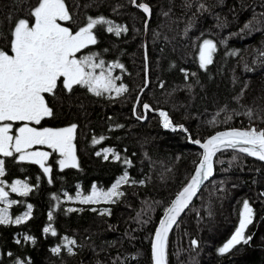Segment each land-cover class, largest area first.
<instances>
[{"label":"trees","instance_id":"trees-1","mask_svg":"<svg viewBox=\"0 0 264 264\" xmlns=\"http://www.w3.org/2000/svg\"><path fill=\"white\" fill-rule=\"evenodd\" d=\"M102 1L95 7L83 6L82 15L103 17L111 26L127 29L116 35L106 30V24L107 28L95 27V45L112 64L123 65L118 71L126 70L127 83L133 71L129 55L138 39L144 50L143 30L142 35L132 32L130 15L142 21L140 29L145 15L130 0ZM146 1L152 7L147 51L155 71L141 102L132 107L137 93L131 92L126 111L119 107L108 111L103 100L85 125H90L93 136L86 134L81 144L87 147L92 142L95 152L91 148L79 152L75 167L45 173L30 161L6 159L2 181L25 182L28 190L26 195L24 189L9 190L14 203L8 205L10 221L0 224V264H151L157 222L201 157L193 141L226 126L264 129V0H158L170 18L164 30L158 27L162 17L155 11V1ZM205 40H211L215 49L212 62L201 67ZM142 62L141 87L145 56ZM77 94L87 108L102 101L89 93ZM145 100L153 110H165L173 127L164 128L160 115L148 109L145 119L139 118ZM111 101L119 104L121 99ZM103 146L106 153L100 150ZM125 173L127 183L118 189L123 195L112 201L82 202L94 187L111 188ZM245 201L252 218L244 240L222 254L219 249L233 236ZM192 204L167 237V264H264L263 162L232 149L218 151L213 174ZM29 205L28 217L14 223L29 213ZM206 238L211 243L202 249Z\"/></svg>","mask_w":264,"mask_h":264},{"label":"snow or ice","instance_id":"snow-or-ice-1","mask_svg":"<svg viewBox=\"0 0 264 264\" xmlns=\"http://www.w3.org/2000/svg\"><path fill=\"white\" fill-rule=\"evenodd\" d=\"M133 2L135 3V0ZM137 6L145 13H150L148 4L141 3ZM30 15L34 18V22L30 23L29 19L22 18L14 26L10 42L11 54L0 48V153L4 156L13 155V151L19 153L20 160L30 159L39 164L45 173H49L51 169L45 167L44 162L50 153L28 151V149L33 145H47L60 152L63 157L59 161L61 168L75 167L76 157L72 141L76 125L53 129L32 127L30 124L34 122L39 125L42 120L53 115V109L49 107L46 95L55 94L61 79L63 87L68 91H71L74 85H81L97 96L113 90L117 95L126 92L125 85L117 86L115 83L120 77H113L111 74L113 68L122 69V64L115 63L106 69L104 60L100 59L97 62L98 54L93 53L77 58V53L97 43L93 30L98 25H110L107 31H115L116 35H120L121 31H127V29L120 26L113 27L112 22L103 17L95 19L89 17L85 26L73 32L60 23L72 19L65 0H38ZM214 49L215 45L211 40L204 41L200 49L201 67L212 62ZM97 69H100L98 74ZM143 107L150 108L148 104H144ZM159 115L163 118L164 128L173 127L167 112L160 111ZM249 115H251L250 112ZM17 121L22 122V126L16 129L17 134L13 136L10 134L13 124L8 122ZM178 127L183 128V125ZM193 142L204 149L203 156L190 182L176 195L160 221L152 246L154 264H166L165 248L168 232L176 223L180 213L188 207L203 180L212 174V157L216 152L221 148L239 147L240 151L264 161V129L233 128L217 132L202 144L199 140ZM105 158L107 159V156ZM116 158L119 159L118 156ZM3 174V161L0 160V176ZM122 182L127 183L126 173L106 192L97 191L94 187L90 195L83 197L82 202H98L101 199L112 201L113 197L123 195L118 191ZM11 187L13 192L23 188L25 191L22 194H27L28 186L21 181H16ZM7 195L4 188L0 187V200H4ZM28 208L29 213H26L24 217H17L13 222L21 223L23 219H26L30 214L31 205ZM104 212L110 214L108 209ZM240 216L239 227L219 249L220 253L228 252L234 245L244 240V230L251 223L252 218V208L247 201L243 204ZM10 219L6 209L0 211V224L8 223ZM49 230L50 228L44 229L45 232ZM52 234H56L54 229ZM68 243L75 244V241L69 240ZM193 243L196 242L193 241ZM59 250V248L53 249L54 252ZM69 251H71L70 248Z\"/></svg>","mask_w":264,"mask_h":264},{"label":"flooded vegetation","instance_id":"flooded-vegetation-1","mask_svg":"<svg viewBox=\"0 0 264 264\" xmlns=\"http://www.w3.org/2000/svg\"><path fill=\"white\" fill-rule=\"evenodd\" d=\"M71 1L73 2V0H71ZM136 1L139 2L141 0H136ZM137 2H136V5H134L133 0H132L131 5L140 10V8L137 6ZM24 3L22 4L20 11L17 12L18 14L17 13L14 14L13 13L14 10L12 11L13 8L11 9L12 17L10 18L11 15L9 16V18H8L9 23L7 24V26L2 27V25H0V27H1L0 34H4L7 37L4 45L1 46V44H0V48H3L4 50L9 51V53H10V42L12 39V31L14 29L16 22L22 18L29 19L30 23L34 22V18L31 17L30 13H31V10L37 5L38 0H29L25 4ZM65 3H66V6L68 5L67 7L69 9L70 15L72 16V19L70 21H64V22H60V23H62L66 27H69L73 32H75L80 27L85 26L87 24L89 17H84L82 15L83 7L78 8L76 10L74 7V4H73V7L69 5V0L68 1L65 0ZM13 4L15 5L16 2ZM15 8H16V6H15ZM79 11H81L80 15H78ZM91 18L95 19V17H91ZM106 26L109 27L110 25L106 24ZM93 31H94V34L96 36L95 28ZM97 47H99V46H97L95 44L89 45L87 48L82 49L79 53H77V58H79L81 56L96 53V54H98L97 62L100 59L104 60L105 61V68L107 69L109 65H112V62L108 59L106 52L102 49L97 48ZM124 56H126V54ZM141 61H142V57L140 58V62ZM141 67H142V63H141ZM99 71H100V69L96 70L97 74L99 73ZM111 74L113 77H117V76L120 77V79L116 80V82H115L117 86H119L120 84H123L126 86V78H125L126 70H123V72H121V71H118V68H113ZM79 92L80 93H89V94H91L92 97L97 96L93 92H90L85 86H81V85H74L72 90L68 91L63 87V82L61 79V81L58 82V86H57V89L55 90V94L54 95H52V94L46 95V100L48 102V105H49V107H51L53 109V115L51 117H48V118H45L44 120H42L39 125L35 124L34 122L30 124V126H32V127L53 128V129L65 128V127L71 126L72 124H75L76 129L74 131V138L72 141V143L74 145V152H75V157H76L75 163H77V158H78L79 152H81V153L86 152L87 153V150H89V148L92 149V153L95 152L94 151V145L92 142H89V146H87V147H85V146L82 147L81 144L86 139L85 138L86 134H88L90 137L93 136L92 128L89 127L90 125H88V127L85 125H87V123L90 124L91 121L94 119V117L97 114L96 109L102 108L103 100H106L104 102H107L104 104L105 110L112 111L113 109L116 110L118 107L124 111H126V109H127V102L125 100L126 99V92H124L120 95H117V93L114 90L104 92L102 95L97 96L102 101L100 103H98V105L96 104V107L93 104H89L88 108L85 105V103H82V104L79 103V96L77 94ZM83 95H85V94H83ZM114 98H120L121 99L120 103L118 104L115 102L112 105L111 99H114ZM134 102H135V100L133 101L132 107H134ZM105 112H107V111H105ZM8 123L13 124V128H12V131L10 134L15 136L17 134L16 129H18L19 127L22 126V122L17 121V122H8ZM100 150L103 153H106L107 149L105 146H103V147H101ZM28 151H44V152L50 153L47 160H45V162H44V166L50 168L51 171L54 170L55 168H61L59 161L63 157L61 156L59 151L53 150V149L49 148L47 145H33L30 149H28ZM8 157H11L15 160H20V158H19L20 154L15 153L14 151H13V155H11V156H4L2 153H0V160L3 161L4 170H6L5 168L7 167L6 159ZM25 161H30L32 163H35L30 159H25ZM35 164H37V163H35ZM37 165L39 167H41L39 164H37ZM42 170H43V168H42Z\"/></svg>","mask_w":264,"mask_h":264},{"label":"rangeland","instance_id":"rangeland-1","mask_svg":"<svg viewBox=\"0 0 264 264\" xmlns=\"http://www.w3.org/2000/svg\"><path fill=\"white\" fill-rule=\"evenodd\" d=\"M29 0H0V25H2V27H5V26H7V24L9 23V21H8V18H9V16L11 15V9H12V11H13V13L14 14H16L18 11H20V8H21V6H22V4L25 2H28ZM68 1V0H67ZM124 1H127V0H123V2ZM131 1L132 0H130V3H131ZM141 1H146V0H141ZM141 1H139V2H141ZM155 1V4H156V6L155 7H158L159 6V3H158V0H154ZM16 2V4L14 5L13 3H15ZM83 2H87V3H85L84 5H83ZM137 2V1H136ZM24 3V4H25ZM95 3H97L98 5H101V3H103V1L102 0H85V1H82L81 2V0H73V2L71 1V0H69V5L70 6H72L73 7V4H74V7H75V9L77 10L78 8H82L83 6H85V7H91V6H93V7H95V6H97V5H93V4H95ZM138 3V2H137ZM122 4L123 3H121V5H118V6H122ZM15 6H16V8H15ZM68 6V5H67ZM84 9V8H83ZM116 9H117V7H114V11L116 12ZM17 10V11H16ZM141 10V9H140ZM139 10V13L140 14H142V10L140 11ZM123 12H125L124 10H122ZM156 11V13H158V15H160L161 17H162V21H160V23H159V25H158V27H160L161 29H167L168 27H169V25H170V18H168V14H166V13H162V9H160V7H158V9L157 10H155ZM80 12L81 11H79V14L78 15H80ZM114 13V12H113ZM112 13V14H113ZM18 14V13H17ZM115 14V13H114ZM128 15V14H127ZM12 17V15L10 16V18ZM130 19H131V29H132V32L133 33H136L137 35H142V30H143V36H144V30H145V24L143 25V27H144V29H142V27H141V29H140V23L139 22H141V25H142V21L141 20H139V22H138V19H137V17L135 16V15H133V14H131L130 15ZM115 23H117L116 21H115ZM138 24V25H137ZM148 32L149 31H147V42H148ZM160 33H161V31H159ZM136 35V36H137ZM6 39H7V37L4 35V34H0V44H1V46H3L4 45V43L6 42ZM144 40V39H143ZM203 45V44H202ZM144 49V48H143ZM145 54L147 55V57H148V78H149V82H151V80L153 79V78H150L149 77V75H151V72L152 71H155V69H153V64H154V60H152V58L150 57V53L147 51V49H146V52L144 51V50H142V44H141V41H140V39H138V45H137V48L135 49V50H133L131 53H130V55H129V57H131V60H132V77L130 78H127V80H128V82L126 83V87H127V91H126V101H127V97H129V95L131 94V92H135V94L136 93H138L137 91H139V89L141 88V85H139L140 84V81L138 80V78L139 79H143V77L141 76V74H140V71L141 70H143V68H144V62H142V68L140 69V66H141V64H140V58L142 57V56H145ZM136 62H137V65H136ZM154 68H155V66H154ZM135 78H136V80H135ZM138 80V81H137ZM138 82V83H137ZM151 84V83H150ZM136 86V87H135ZM148 90V89H147ZM147 90H145L144 91V93H147ZM146 101V100H145ZM139 103V102H138ZM138 105V104H137ZM166 109V108H165ZM160 111H165V110H160V109H157V111L155 112V113H158L159 114V112ZM166 112V111H165ZM139 114H143L142 113V111L140 110V112H139ZM139 118H141V117H139ZM163 120V119H162ZM257 130H261L260 128L259 129H257ZM0 182H2V183H0V187H3L4 188V191L5 192H7L8 193V195H7V197L4 199V200H0V211H2V210H5L6 209V214H7V216L9 217L10 215H9V210H8V205H10V201H11V199H10V196H9V190H12V185L16 182V181H13L12 183H4L3 181H2V179H1V176H0ZM22 182V181H21ZM23 184H26L25 182H22ZM9 184V185H8ZM110 188H108V189H100V188H95V190H97V191H104V192H106V191H108ZM21 190H23V188H20L18 191H21ZM94 189H92L90 192H89V194L88 195H90L91 193H92V191H93ZM79 198H81V197H79ZM195 200V199H194ZM194 200H193V202H194ZM198 200H200V199H198ZM99 201H106V200H103V199H101V200H99ZM192 202V203H193ZM190 204L189 205V207L187 208V209H189V208H191V207H193L192 205L193 204ZM191 206V207H190ZM186 209V210H187ZM190 213V212H189ZM240 222V221H239ZM239 227V224H238V226L236 227V229ZM236 229H235V231H234V234H235V232H236ZM233 234V235H234ZM209 243H211V241L208 239V238H206L204 241H203V244H202V249L204 248V246L205 245H207V244H209ZM199 253V252H198Z\"/></svg>","mask_w":264,"mask_h":264},{"label":"water","instance_id":"water-1","mask_svg":"<svg viewBox=\"0 0 264 264\" xmlns=\"http://www.w3.org/2000/svg\"><path fill=\"white\" fill-rule=\"evenodd\" d=\"M135 1H136V0H135ZM141 3H146V4H148V5H149V8H150V13H145V12L140 8V9L142 10V12L144 13V15H145V20H144V24H145V32H144V36H143V39H144V40H143V47H144V51L146 52V49H147V26H148L149 20H150V18H151L152 7H151V4H150L149 2H147V1H141V2H138L137 5H138V4H141ZM133 4L136 5V2H135V3L133 2ZM145 76H146V79H145L144 85L139 89V91H138V93H137V96H136V99H135V102H134V107L138 104V102L140 101V99H141V97H142L144 91L146 90V88H147L148 85H149V78H148V59H147V55H146V54H145ZM144 104H148V105L150 106V108H149L148 110H151V111H154V112L157 111V110H153V108L151 107V105H150L149 102H147V101H143L142 108H143V111H144V112H143V115H142L141 119H145V117H146V115H147V109H145V108L143 107ZM233 128H235V129H244V130H246V129L243 128V127L226 126V127H224V128H221V129H218V130L212 132L211 134L207 135V136H206L205 138H203V139H196V140L201 141V144H202V143H204L209 137L215 135L217 132L228 131V130H231V129H233ZM194 141H195V140H194ZM193 143H194V142H193ZM194 144H195V143H194ZM195 145H197V147H199V148L201 149V151H202V153H201V157H200L199 161L196 163V165H195V167H194V170H193L191 176L189 177L188 181H187V182L182 186V188H181V189H180V190H179V191H178V192L172 197V199L170 200L169 204H168V205L166 206V208L164 209V211H163L161 217L159 218V221L157 222V225H156V227H155V229H154V232H153V235H152V239H151V264H154L152 246H153V242H154V238H155V233H156V230H157V228H158V226H159V224H160V221H161V219L164 217L166 210L171 206L172 201L175 199L176 195H177V194H178V193H179V192H180V191H181V190H182V189H183V188H184V187L190 182L191 177L195 174L196 168H197V166L199 165V163H200V161H201V159H202L204 149H203L200 145H198V144H195ZM222 149H232V150H235V151H238V152H240V153H243V154H245V155H247V156H250V157H252V158H254V159H256V160L261 161V162L264 163V161L260 160L259 158L255 157V156L248 155L247 153L240 151V150H239V147H237V148H221V150H222ZM216 153H217V152H216ZM216 153H215V155H216ZM215 155L212 157V166H213V167H212V174H213V168H214V157H215ZM212 174H211L206 180H203V182L201 183V185H200L199 188L197 189L196 195L191 199L189 205H190V204L193 202V200L197 197L198 193L200 192V190L202 189V187L204 186V184H205V183L209 180V178L212 176ZM189 205H188V207H189ZM188 207H187V208H188ZM187 208H185L184 211L181 212L180 215L177 217V221H176V223L179 221V219L181 218V216L183 215V213L186 211ZM176 223L171 227V229H170L169 232H168V235H169L170 231L173 229V227L176 225ZM167 237H168V236H167ZM166 264H167V261H166Z\"/></svg>","mask_w":264,"mask_h":264}]
</instances>
